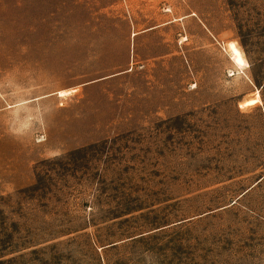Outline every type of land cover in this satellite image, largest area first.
Here are the masks:
<instances>
[{
  "label": "rangeland",
  "instance_id": "1",
  "mask_svg": "<svg viewBox=\"0 0 264 264\" xmlns=\"http://www.w3.org/2000/svg\"><path fill=\"white\" fill-rule=\"evenodd\" d=\"M0 264H264V0H0Z\"/></svg>",
  "mask_w": 264,
  "mask_h": 264
},
{
  "label": "bare ground",
  "instance_id": "2",
  "mask_svg": "<svg viewBox=\"0 0 264 264\" xmlns=\"http://www.w3.org/2000/svg\"><path fill=\"white\" fill-rule=\"evenodd\" d=\"M226 49L228 50V52L231 56V59L233 60V62L236 65L241 66V65L245 64V60L243 58V55H242L240 49L238 48V46L236 45V43L234 41L228 42L226 45ZM67 93L68 92H66V91H59V96H63Z\"/></svg>",
  "mask_w": 264,
  "mask_h": 264
}]
</instances>
